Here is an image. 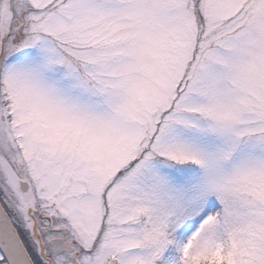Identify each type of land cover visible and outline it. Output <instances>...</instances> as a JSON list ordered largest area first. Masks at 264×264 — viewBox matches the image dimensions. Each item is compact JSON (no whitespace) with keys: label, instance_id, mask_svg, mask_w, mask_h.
<instances>
[{"label":"snow or ice","instance_id":"obj_1","mask_svg":"<svg viewBox=\"0 0 264 264\" xmlns=\"http://www.w3.org/2000/svg\"><path fill=\"white\" fill-rule=\"evenodd\" d=\"M0 264H264V0H0Z\"/></svg>","mask_w":264,"mask_h":264}]
</instances>
